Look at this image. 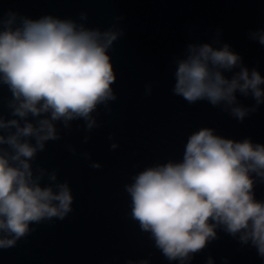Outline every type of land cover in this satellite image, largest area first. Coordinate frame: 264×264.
Listing matches in <instances>:
<instances>
[{
	"label": "water",
	"instance_id": "95a60500",
	"mask_svg": "<svg viewBox=\"0 0 264 264\" xmlns=\"http://www.w3.org/2000/svg\"><path fill=\"white\" fill-rule=\"evenodd\" d=\"M9 9L31 18L72 19L101 31L111 27L122 35L108 53L116 99L97 106L91 129L83 119L67 127L54 122L59 139L46 141L30 161L34 178L44 170L41 187L57 191L56 184H68L72 211L63 220L30 224L34 231L0 249V264H138L144 259L180 264L164 258L131 218L125 185L146 167L180 160L187 137L201 127L264 144V104L238 122L222 106L189 104L173 92L176 60L186 56L190 43L228 44L244 66L264 77V46L250 35L264 29V0H0V14ZM10 98L7 87L0 86V115L6 120L13 118ZM237 99L244 106L254 104L250 96L237 93ZM53 172L56 181L49 179ZM254 192L264 199V183ZM216 233L185 264H208L209 258L212 264H264L250 244H240L222 228Z\"/></svg>",
	"mask_w": 264,
	"mask_h": 264
},
{
	"label": "clouds",
	"instance_id": "9594fccd",
	"mask_svg": "<svg viewBox=\"0 0 264 264\" xmlns=\"http://www.w3.org/2000/svg\"><path fill=\"white\" fill-rule=\"evenodd\" d=\"M120 35L52 15L31 18L11 9L0 14V86L11 94L7 108L13 117L0 115V249L34 231L30 224L63 220L72 211L68 184H56L57 191L41 187L44 170L34 178L30 161L46 141L59 139L54 122L67 127L83 119L91 129L97 106L116 99L108 53ZM250 35L264 46V29ZM176 64L173 92L189 104L222 106L238 122L264 104V77L244 66L228 44L190 43ZM237 93L254 104L244 106ZM49 179L56 181L54 172ZM257 183H264V144L201 127L187 137L180 160L146 167L125 190L131 218L168 261H190L217 238V228L250 244L264 260V199L255 196Z\"/></svg>",
	"mask_w": 264,
	"mask_h": 264
}]
</instances>
